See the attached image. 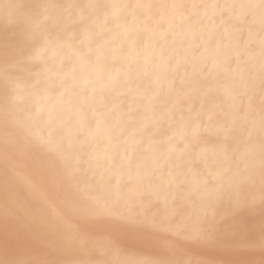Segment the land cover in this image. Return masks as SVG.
<instances>
[{"label": "snow or ice", "instance_id": "obj_1", "mask_svg": "<svg viewBox=\"0 0 264 264\" xmlns=\"http://www.w3.org/2000/svg\"><path fill=\"white\" fill-rule=\"evenodd\" d=\"M34 7L35 11H29V6L14 0H0V19L22 26L19 35H4L0 38V55L6 65V155L13 144L7 133L8 126L19 123L8 109V87L12 86L13 92H16L21 87V77L31 74L32 66L41 59L42 53L47 52L51 44L48 26L55 32L60 57L58 64L45 66L43 71L50 74V79L58 81L59 87L63 89L61 96H68L69 111L79 116L81 130L94 123L97 130H105L110 142L116 140L118 143L120 137L127 133L126 153H136L145 139L149 144L155 143L154 125L165 117L174 120L178 114L182 123L192 120L195 124L194 133L200 128L213 126L218 116L215 106L207 108L201 99L199 108L196 107L201 92L200 80L206 78L208 70L203 59L200 63L195 62L199 50V45L195 43L198 34L205 39L206 44H211L216 31L222 29L221 38L215 40L217 50L224 39L237 49H246L251 43V25L257 15L261 30L264 31V0L230 5L115 4L104 0H68L66 3H41ZM169 7L178 13L181 24L187 25L192 34L193 42L186 47L178 44L177 33L172 30L171 24L167 28L163 26L162 15L157 18L152 14L154 8ZM201 7L212 9L211 15L206 12L200 16L196 10ZM137 10H142L143 15L138 16ZM38 42H43L44 46L35 48ZM260 44L258 84L255 77H241L239 87L243 91L233 96L231 118L215 124L217 136L222 140L221 151L228 158V148L230 144H235L231 158L243 162L244 168L231 176H216V183L210 189L212 202L195 224L190 223V218L182 217L175 208L163 218H157L122 208L118 199L97 198L81 206L78 214L86 221L108 219L121 230L134 233L145 241L160 233H169L182 237L192 245L207 247L217 245L224 236H230L238 240L236 246L239 248L249 251L259 248L264 252V39H261ZM236 59L239 63V56ZM9 67L16 69V76L9 73ZM257 90L260 97L258 129L256 121L249 119L255 112L253 100ZM185 112L188 113L187 117ZM240 114H243V123L237 120ZM204 117L207 118L206 125ZM257 132L262 186L261 220L258 226L251 218L256 200L246 194L245 188L246 184L252 182L254 175V165L249 162L256 158ZM50 150L60 152L58 146L50 145ZM173 150L175 146L170 143L168 151ZM65 178L74 180V172L67 170ZM204 183L207 185V181ZM32 242L33 237L26 234L21 221L10 219L8 211H5L4 222L0 225V247L4 253L0 264H89L86 261L59 258L64 248L77 242L83 244L78 229L55 242L40 239L39 258L20 259L12 255L19 246L31 245ZM107 244H112L110 238ZM120 264L209 262L201 259L175 262L126 260ZM220 264L255 262L231 260L221 261Z\"/></svg>", "mask_w": 264, "mask_h": 264}, {"label": "bare ground", "instance_id": "obj_2", "mask_svg": "<svg viewBox=\"0 0 264 264\" xmlns=\"http://www.w3.org/2000/svg\"><path fill=\"white\" fill-rule=\"evenodd\" d=\"M29 6L41 3H66L68 0H14ZM115 4H153V5H230L258 3L259 0H104ZM190 10V9H189ZM200 16L212 9L203 7L196 10ZM218 11V10H217ZM153 16H163V26L172 25L177 33V42L186 47L193 42L187 25H182L179 15L170 7L154 8ZM142 16L143 11L137 10ZM51 33V44L42 53L41 59L32 66L31 74L21 77V87L13 92L8 87V109L18 124H10L7 129L13 144L6 155L4 141L6 129L5 116V61L0 55V225L3 224L5 211L12 220L19 219L25 226L26 234L33 237L31 245L19 246L12 255L20 259L39 258L40 239L55 242L66 234L79 230L77 242L64 248L59 258L69 261H86L89 264H120L126 260H164L183 261L201 259L209 264L221 261L244 260L261 264L264 252L259 248L253 251L236 246L238 240L224 236L215 246H195L182 237L160 233L145 241L134 233L121 230L108 219L85 220L78 214L81 206L95 199L120 201L122 208L133 212H143L163 218L173 208L182 217L190 218L195 224L205 208L212 202L210 189L216 183L218 174L231 176L242 170L244 163L231 158L235 144L228 148V158L221 151L222 140L217 136L215 124L230 119L233 96L243 91L239 87L241 77H255L257 84L260 76L261 30L257 15L251 25L252 38L249 46L237 49L224 39L220 49L215 40L221 38L218 29L211 44L197 35L199 45L195 62L203 59L208 66L206 78L200 80L199 100H204L207 108L215 106L218 116L212 127H203L194 133L192 120L181 122L177 114L174 120L164 118L155 123L153 137L155 143L147 139L139 145L136 153H126L128 134L109 141L103 128L97 130L95 124L81 130V121L74 111H69L68 96H61L58 81L50 79L43 69L58 64L60 52L56 47L55 32ZM22 31L17 23H6L0 19V38L4 35L16 36ZM247 38V32H245ZM206 38V37H205ZM38 42L34 47H43ZM183 47L181 54L183 55ZM239 56V63L236 57ZM191 59V57H190ZM189 67V71H190ZM11 75L16 69L9 67ZM204 93L207 95L205 96ZM16 99L13 100L12 97ZM255 112L249 117L260 119V97L253 100ZM188 113L185 112L187 117ZM91 121V117H89ZM243 123V114L237 116ZM207 124V118L204 117ZM247 126V125H246ZM171 138V140L169 139ZM175 150L169 152V144ZM58 146L60 152L50 150ZM20 149H23L22 151ZM65 157L67 158L65 160ZM130 157V158H129ZM254 165L252 182L246 184V194L256 200L255 212L251 218L258 226L261 220V180L259 169V142L257 132L256 158L249 162ZM239 166V169L237 168ZM229 169L228 171H225ZM67 170L74 172L75 179L67 180ZM247 175V173H245ZM207 181V185H205ZM246 216L249 214L245 213ZM109 238L112 244L109 246ZM4 258L0 247V259Z\"/></svg>", "mask_w": 264, "mask_h": 264}]
</instances>
